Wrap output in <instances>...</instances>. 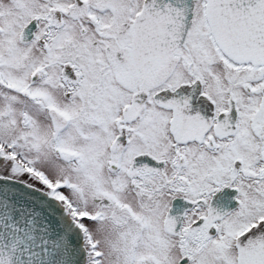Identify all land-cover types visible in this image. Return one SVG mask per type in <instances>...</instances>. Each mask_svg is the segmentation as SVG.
<instances>
[{
	"label": "snow or ice",
	"instance_id": "obj_1",
	"mask_svg": "<svg viewBox=\"0 0 264 264\" xmlns=\"http://www.w3.org/2000/svg\"><path fill=\"white\" fill-rule=\"evenodd\" d=\"M0 264H264V0H0Z\"/></svg>",
	"mask_w": 264,
	"mask_h": 264
}]
</instances>
